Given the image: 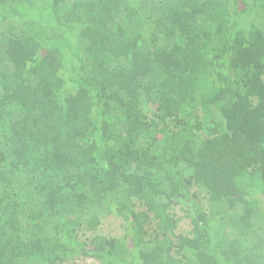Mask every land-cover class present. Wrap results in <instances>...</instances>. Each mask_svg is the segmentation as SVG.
Segmentation results:
<instances>
[{"label": "trees", "instance_id": "1", "mask_svg": "<svg viewBox=\"0 0 264 264\" xmlns=\"http://www.w3.org/2000/svg\"><path fill=\"white\" fill-rule=\"evenodd\" d=\"M192 45L203 70L169 82ZM263 75L264 0H0L4 264H264ZM205 148L235 192L201 178ZM107 215L124 234L87 236Z\"/></svg>", "mask_w": 264, "mask_h": 264}, {"label": "rangeland", "instance_id": "2", "mask_svg": "<svg viewBox=\"0 0 264 264\" xmlns=\"http://www.w3.org/2000/svg\"><path fill=\"white\" fill-rule=\"evenodd\" d=\"M173 17H176L183 27L188 26L191 22V18L185 14L183 11H173L170 13ZM169 16H167L168 18ZM86 34H91L90 27L87 28ZM193 41V40H191ZM190 41V42H191ZM193 44V42L191 43ZM205 64L200 61V57L196 53V46L192 45L188 48L183 56V59L178 64H173L169 68L170 79L176 76L178 72H181L185 69H190L193 75V81L197 79L199 73L203 70ZM119 80L121 84L126 87H131L130 92L135 91V82L133 76L121 75ZM261 88L254 89L252 94L247 97L245 104H258L259 102H264V75L262 76L261 80H259ZM3 97L7 99L9 95L4 93ZM178 101L173 100L169 103V113L172 115L174 113L175 105ZM174 107V108H173ZM204 150V161L202 162L201 173L202 179L206 180V182L212 187L217 195L221 194H229L235 192V188L230 181L231 172L228 168V165L223 161L221 157V153L213 148H205ZM145 158L150 162H154V158L149 154H145ZM170 156V160L173 161L175 165L177 160ZM138 189L144 193L155 191L161 192L160 187L155 185L154 183H143ZM180 218L178 231L179 232H190L192 229V224L190 218L185 215V212L178 206L174 210ZM125 226L124 221L114 215H107L103 218L100 228L97 232H89L87 236L96 237L98 234H104L108 238H116L124 234ZM96 234V235H95ZM3 247L0 246V264L5 263V252L3 251ZM157 255V253H156ZM155 255V257H156ZM78 262L81 264H107L104 260H97L95 258L87 257V258H79Z\"/></svg>", "mask_w": 264, "mask_h": 264}]
</instances>
